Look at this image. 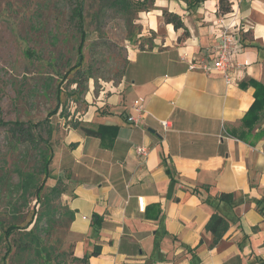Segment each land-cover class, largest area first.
<instances>
[{
  "label": "crops",
  "instance_id": "0c3cea01",
  "mask_svg": "<svg viewBox=\"0 0 264 264\" xmlns=\"http://www.w3.org/2000/svg\"><path fill=\"white\" fill-rule=\"evenodd\" d=\"M228 1L221 14L219 0H145L136 24L138 35L156 34L152 46L130 44L120 79L97 91L91 82L74 105L78 127L64 124L50 169L74 212L75 257L87 255L88 264H264V106L247 113L254 82L264 89V0ZM163 10L184 28L166 23ZM220 17L240 32L230 84L188 68L208 56ZM138 99L142 114L132 106ZM221 192L233 201H219ZM214 212L228 227L212 245L205 224ZM95 246L100 251L91 255Z\"/></svg>",
  "mask_w": 264,
  "mask_h": 264
},
{
  "label": "rangeland",
  "instance_id": "374dc122",
  "mask_svg": "<svg viewBox=\"0 0 264 264\" xmlns=\"http://www.w3.org/2000/svg\"><path fill=\"white\" fill-rule=\"evenodd\" d=\"M81 1L87 38L82 65L73 68L79 40L71 18L74 0H0V120L42 122L33 127L36 145L14 141L7 127H0V176L7 186L18 181L19 172L36 171L38 148L49 147L53 154L63 146L64 124L75 123L71 113L88 84L92 82L97 91L106 81H118L126 66L128 46L134 43L138 48L149 47L156 35H138L134 10L126 18L110 5V0ZM56 104L58 112L43 122ZM36 174L42 181L43 175ZM54 184L64 190L60 180L48 178L41 195ZM49 197V205L57 213L55 217H43L39 228L42 244L51 256L30 263L16 244L22 231L32 226L42 205L34 195H28L12 211L8 196L0 191V259L6 247L11 248L5 264H81L73 259L75 236L63 213L62 196L58 193ZM11 224L18 227L6 236L5 229Z\"/></svg>",
  "mask_w": 264,
  "mask_h": 264
},
{
  "label": "trees",
  "instance_id": "16d2710c",
  "mask_svg": "<svg viewBox=\"0 0 264 264\" xmlns=\"http://www.w3.org/2000/svg\"><path fill=\"white\" fill-rule=\"evenodd\" d=\"M145 0H110V5L122 11L126 18H128L129 14L132 10L138 11L144 4ZM218 10L221 14L227 13L230 11V4L228 0H219L218 2ZM162 16L166 23H171L175 29L184 28V25L180 19V17L176 14L169 13L166 10H163ZM71 18L75 25V29L78 32L79 40L76 46V61L73 68H78L82 65L83 62V46L84 42L86 41V32L84 29V22H83V3L81 0H74V5L71 8ZM127 20V19H126ZM144 46V45H143ZM143 46L140 49H144ZM150 45L149 47H151ZM65 79V78H64ZM255 91H254V101L249 107V112L257 113L262 109L264 106V97L262 92L264 91L263 87L260 86L257 82H254ZM61 83L57 86L58 93L60 92ZM58 104L54 107L53 110H50L45 119L47 120L52 115L58 112ZM42 122L37 123H23L21 121H2L0 120V127L5 126L9 131L10 137L14 139V141H26L31 145H36V139L33 135V127L36 125H40ZM73 127H78V124L75 122L72 124ZM79 128L86 134L94 137H99L102 135V131L100 129L93 130L91 128L79 126ZM38 156H39V164L36 171H27V172H19V179L15 184H8L5 183V178L0 176V191L4 192L6 196H8V202L10 204L11 210L14 211L17 208V204L19 200H25L28 195H34L36 202L42 205V209L37 211L35 214L34 221L32 222V226L27 229L25 228L22 231L20 237L18 238L17 250L19 252L25 253L27 258L29 259L30 263H32L35 259H39L42 261L43 257L49 258L51 256L50 251L46 246L42 244L41 239V230L39 228V222L43 219V217H55L57 210L50 207V197L49 194H62L63 190H59L57 184H54L50 187L48 193L41 195V192L44 188L45 181L48 178H54L51 173L50 164L52 161L53 154L51 153L49 147L45 148H38ZM37 173L43 175V180L39 181L37 177ZM169 172V170H166ZM55 180H57L55 178ZM196 193H200L197 189L193 190ZM15 195V196H14ZM217 199L219 201L225 203H231L233 201V194L232 193H225L221 192ZM63 209V213L66 215L68 219V223H70L73 219L74 212L69 209L66 205ZM53 209V210H52ZM98 216L93 215V223H97ZM18 226L15 224L9 225L5 229V235L9 236L12 232L17 229ZM228 227V223L225 218L218 213H212L209 220L205 224V229L209 231L213 235L212 245H215L223 236L224 232ZM8 246L6 247L5 253L0 259V264H5V259L10 252ZM100 249L98 246H95L91 252V255H97ZM87 255H84L81 258L73 257L76 262H80L81 264H88L87 263Z\"/></svg>",
  "mask_w": 264,
  "mask_h": 264
},
{
  "label": "built area",
  "instance_id": "2783aa9c",
  "mask_svg": "<svg viewBox=\"0 0 264 264\" xmlns=\"http://www.w3.org/2000/svg\"><path fill=\"white\" fill-rule=\"evenodd\" d=\"M234 19L235 15L229 13ZM213 32L216 34V43L211 48L207 57H196L188 62V68L190 70H199L206 75L212 73H219L224 79L226 84L232 82V76L238 64L235 61V55L242 49L240 32L237 25L234 22L225 23L223 17H220L216 22V30ZM133 109L139 114L144 112V108L140 99L133 102ZM129 122L136 123L137 120L133 116H128ZM163 130H167L170 127L168 120L159 121ZM136 153L139 156L146 154V148L144 146H137L135 148ZM143 197H137L138 208L143 210Z\"/></svg>",
  "mask_w": 264,
  "mask_h": 264
}]
</instances>
